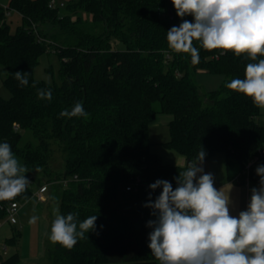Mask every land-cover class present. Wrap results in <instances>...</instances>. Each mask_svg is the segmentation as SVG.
Masks as SVG:
<instances>
[{
  "label": "trees",
  "instance_id": "trees-1",
  "mask_svg": "<svg viewBox=\"0 0 264 264\" xmlns=\"http://www.w3.org/2000/svg\"><path fill=\"white\" fill-rule=\"evenodd\" d=\"M51 1L12 0L9 9L24 22L15 33L0 5V80L11 93L9 100L0 97V143L11 146L27 172L42 169L47 177L53 145H59L67 154L60 178L66 183L60 215L77 213L78 223L97 216L95 229L78 238L75 246L55 244L50 253L53 264H158L148 247L152 229L147 222L155 216L144 205L162 189L153 191L149 185L159 179L175 188L176 177L186 167L164 165L151 152L149 122L159 114L172 117L165 145L187 164L196 160L201 148L204 161L225 153L229 168L236 164L243 178L260 180L256 169L264 163L248 172L247 165L264 148L262 108L226 84L243 79L247 63L264 57L251 61L246 54L208 51L194 41L199 49V61L194 63L189 53L170 49L167 31L182 22L171 0L68 4L69 13L92 14L108 29L97 34L82 31L69 13L61 16L58 7H50ZM46 23L75 39V44L55 51L61 61L60 86L34 78L40 57L49 48L37 32ZM113 37L126 49H115ZM17 71L27 73L26 86L15 78ZM197 72L223 74L225 80L219 91L203 97L193 79ZM41 89H50L52 99L38 98ZM77 102L83 104L87 118L60 116ZM25 130L36 138L35 149L19 147ZM29 187L16 200L28 201ZM14 200L0 201V222ZM2 264H21V259L15 254Z\"/></svg>",
  "mask_w": 264,
  "mask_h": 264
},
{
  "label": "clouds",
  "instance_id": "clouds-1",
  "mask_svg": "<svg viewBox=\"0 0 264 264\" xmlns=\"http://www.w3.org/2000/svg\"><path fill=\"white\" fill-rule=\"evenodd\" d=\"M179 26L167 31L168 47L189 53L199 61L198 41L208 51L246 54L251 61L264 57V0H171ZM191 16V21L183 19ZM15 78L28 84L27 73L17 71ZM35 86V85H33ZM229 90L250 98L264 108V58L247 63L244 78L232 79ZM38 98L52 99L51 90L41 89ZM62 117H85L88 113L77 102ZM206 153L201 148L196 160L187 164L176 177V187L167 180H156L149 187L162 191L144 206L152 209L148 247L160 264H264V165L258 166L260 187L251 190L247 209L238 215L230 210V191L217 189L211 173L201 166ZM7 142L0 143V201L12 200L23 193L29 180ZM199 174V175H198ZM77 213L57 215L49 239L66 248L76 245L96 227L97 216L77 222ZM37 217L30 218L35 223ZM79 229V230H78Z\"/></svg>",
  "mask_w": 264,
  "mask_h": 264
},
{
  "label": "rangeland",
  "instance_id": "rangeland-1",
  "mask_svg": "<svg viewBox=\"0 0 264 264\" xmlns=\"http://www.w3.org/2000/svg\"><path fill=\"white\" fill-rule=\"evenodd\" d=\"M11 1L0 0V5L7 11V24L10 26L11 32L15 33L18 28L24 26V22L17 12L9 9ZM73 2L74 0H55V6L59 8L61 16H63L69 13L67 6ZM69 14L72 15L73 20H78L80 29L84 32L97 34L108 30L104 25L95 22L92 14L86 12ZM37 32L40 40L49 48L41 55L39 65L34 71V78L38 82L60 86L62 82L61 61L55 51L75 44V39L69 34L61 32L58 26L50 23L38 26ZM113 39L115 49H126L125 44L116 41L114 37ZM168 63L169 61L165 60V65H168ZM193 79L199 86L201 95L207 97L209 94L219 91L225 76L223 74L197 72L194 73ZM0 97L5 100L11 98L10 91L2 85L1 80ZM205 103L208 104L209 102L206 101ZM171 120L172 117L168 114H159L151 120L149 122V140L151 152L159 158L162 164L177 167L179 166V160H185L184 157L165 145L170 140L169 123ZM259 121L264 124L263 109ZM37 144L38 142L31 131L25 130L22 132L20 148L25 149L26 146H30L35 149ZM53 149V158L50 161L49 169L51 175L49 177L44 175L42 169L30 170L25 174L27 179L34 180V184L29 187L32 197H29V202L21 201L22 207L17 215V224L11 225L7 218L0 222V264L15 254L19 255L21 264H53L50 253L54 251L55 244L50 241L49 236L53 220L57 215H60V200L64 193L63 185H66L60 178H62L65 171L67 159V154L59 145L54 144ZM15 156L23 165L22 159L18 155ZM42 185L49 187L50 190L49 194H44V197L48 199L46 203H42L36 196ZM33 216L37 217V220L35 223L30 224L29 220Z\"/></svg>",
  "mask_w": 264,
  "mask_h": 264
},
{
  "label": "crops",
  "instance_id": "crops-1",
  "mask_svg": "<svg viewBox=\"0 0 264 264\" xmlns=\"http://www.w3.org/2000/svg\"><path fill=\"white\" fill-rule=\"evenodd\" d=\"M262 109L264 111V108ZM228 161L229 158L225 153H217L210 159L205 160L201 166L204 169V173H211L213 175L215 187L217 189L224 188L225 192H228L231 189L230 191L231 214L238 215L240 211L247 209L251 197V190L253 188L258 189L260 187V180L259 178H253V179H249L247 177L243 178L242 177L243 173H240L239 166L233 164L232 167L229 168ZM186 165H187L186 159L184 161L179 160L178 167H186ZM241 180L242 183L240 182ZM43 186L45 185H42L40 189ZM49 192L50 190L48 187L45 195L49 194ZM33 198L35 197L33 196ZM45 199L46 201L42 203L47 202L48 199L47 198ZM29 201L30 199L28 200V202Z\"/></svg>",
  "mask_w": 264,
  "mask_h": 264
},
{
  "label": "built area",
  "instance_id": "built-area-1",
  "mask_svg": "<svg viewBox=\"0 0 264 264\" xmlns=\"http://www.w3.org/2000/svg\"><path fill=\"white\" fill-rule=\"evenodd\" d=\"M63 6V5H62ZM50 7L51 8H56L55 6V0H52L51 3H50ZM258 162H263L264 163V148L258 153V155H256L251 161L250 163L247 165V172L249 170L250 167H252L253 165H255L256 163ZM29 180V179H28ZM33 180L30 179L29 180V184L28 186H32L33 185ZM64 184H66L64 182ZM47 190V187L46 186H43L39 192L36 194V196L39 198V200L41 202L45 201V198H44V194ZM127 191H131V187L127 188ZM19 195H17L15 197V200L12 201L6 208V218H7V221L11 224V225H16L17 224V215L22 207L21 205V201L19 200H16L17 197Z\"/></svg>",
  "mask_w": 264,
  "mask_h": 264
}]
</instances>
